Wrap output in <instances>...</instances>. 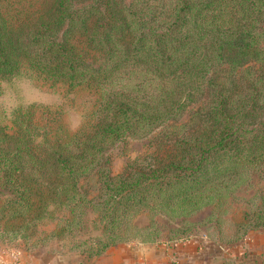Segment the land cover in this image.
Segmentation results:
<instances>
[{
	"label": "trees",
	"instance_id": "obj_1",
	"mask_svg": "<svg viewBox=\"0 0 264 264\" xmlns=\"http://www.w3.org/2000/svg\"><path fill=\"white\" fill-rule=\"evenodd\" d=\"M11 78L87 100L74 129L59 104L0 108L3 238L74 240L84 264L118 242L158 239V225L129 219L135 206L177 223L246 170L264 177V0H0V81ZM180 118L110 172L112 144ZM234 225L214 240L264 228V188Z\"/></svg>",
	"mask_w": 264,
	"mask_h": 264
},
{
	"label": "rangeland",
	"instance_id": "obj_2",
	"mask_svg": "<svg viewBox=\"0 0 264 264\" xmlns=\"http://www.w3.org/2000/svg\"><path fill=\"white\" fill-rule=\"evenodd\" d=\"M250 63L248 62V64ZM82 99L87 100V95L83 90L68 93L63 86L49 87L46 84L25 78H11L10 80L0 81V108L8 110L17 102L27 103L31 101L59 104L62 109L61 121L69 129H74L80 120V107L76 103ZM181 120L183 119L180 118L179 121L169 125L157 126L143 136H130L112 144L107 149L110 172L112 174L120 172L127 162L135 160L151 150L154 139L165 128H173ZM85 184L89 195L96 192L97 181L95 175L88 176L84 181ZM263 188L264 177L248 169L241 178L226 190L214 195L197 209L181 215V220L177 223H163L162 215L154 214L152 210L148 209L147 205L135 206L129 215V219L137 225L147 223L158 225L160 232V235L158 232L156 235L158 239L149 242L164 239L174 228L181 227H188L194 233L206 232L212 239L226 240L232 237L236 228L234 224L241 219L242 211L250 210L257 205L259 193ZM53 225L54 223L51 220L41 228L45 232H49ZM41 235L36 234L27 240L0 236V258L5 260L1 263L13 262L19 256H22V253L26 254L29 259L31 252L36 250V253H41L46 249L55 255L62 254L64 264H73L82 257L77 253L78 248H74V245H72L75 242L74 240H67L66 238L63 242L65 243L64 246V244H58L55 239H35ZM139 235L141 234H135L134 236ZM55 246L57 250L53 249ZM60 249L63 250L59 252Z\"/></svg>",
	"mask_w": 264,
	"mask_h": 264
},
{
	"label": "crops",
	"instance_id": "obj_3",
	"mask_svg": "<svg viewBox=\"0 0 264 264\" xmlns=\"http://www.w3.org/2000/svg\"><path fill=\"white\" fill-rule=\"evenodd\" d=\"M35 251L29 254V259L23 253L13 262L1 263L5 260L0 258V264H64L62 254L55 255L47 249ZM263 259L264 228H261L250 230L228 244L208 238L205 232L193 233L179 241L118 242L85 259L84 264H263ZM78 260L73 264H81Z\"/></svg>",
	"mask_w": 264,
	"mask_h": 264
},
{
	"label": "built area",
	"instance_id": "obj_4",
	"mask_svg": "<svg viewBox=\"0 0 264 264\" xmlns=\"http://www.w3.org/2000/svg\"><path fill=\"white\" fill-rule=\"evenodd\" d=\"M201 235H202V236H204V234H203V233H201Z\"/></svg>",
	"mask_w": 264,
	"mask_h": 264
}]
</instances>
